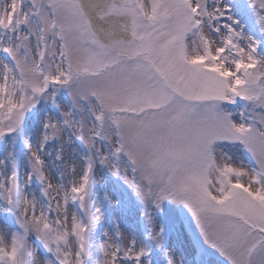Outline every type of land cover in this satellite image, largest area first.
Here are the masks:
<instances>
[{
  "label": "snow or ice",
  "instance_id": "1",
  "mask_svg": "<svg viewBox=\"0 0 264 264\" xmlns=\"http://www.w3.org/2000/svg\"><path fill=\"white\" fill-rule=\"evenodd\" d=\"M0 264H264V0H0Z\"/></svg>",
  "mask_w": 264,
  "mask_h": 264
}]
</instances>
